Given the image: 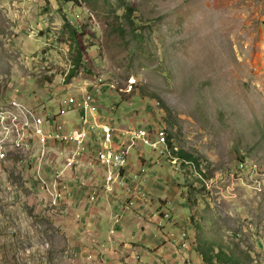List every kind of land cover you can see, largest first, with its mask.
<instances>
[{"label": "rangeland", "instance_id": "374dc122", "mask_svg": "<svg viewBox=\"0 0 264 264\" xmlns=\"http://www.w3.org/2000/svg\"><path fill=\"white\" fill-rule=\"evenodd\" d=\"M67 24L83 51L71 78ZM87 91L107 126L166 128L197 161L172 164L136 139L125 186L111 194L101 180L96 198L70 182L53 198L44 184L42 197L34 165H3L0 264H207L200 249L217 264L231 242L245 264H264V0H0V104L18 94L52 112L64 93ZM54 135L47 127L55 145ZM64 137L56 172L71 163Z\"/></svg>", "mask_w": 264, "mask_h": 264}, {"label": "built area", "instance_id": "2783aa9c", "mask_svg": "<svg viewBox=\"0 0 264 264\" xmlns=\"http://www.w3.org/2000/svg\"><path fill=\"white\" fill-rule=\"evenodd\" d=\"M86 101H94V115L86 114ZM8 103H11L9 108L3 107L7 103L0 104V169L10 165L14 170L19 168L17 171L20 173L24 168L34 165L36 174L30 186H35L42 197L43 185L47 182H54L56 192L62 196L66 183H60V175H67V183L69 177H76V186L73 187L90 189L92 198L99 194L97 184L100 185V180H103L101 184L104 192H112L114 184L117 187L124 185L129 150L135 145L136 139L146 138V145L153 150L163 147L165 137L160 128L156 129L155 134L146 133L145 127L138 129V133L111 131L107 122L99 119L98 99L93 91L80 92L78 95L64 93L63 107L52 106V112H45V103L30 105L18 94ZM57 111H64V121H57ZM71 115H76L78 121H71ZM78 124L81 125L80 129L76 127ZM83 125H90V132H83ZM47 127H55L54 137L61 138V144L65 141L64 136L72 137V145L68 151L71 163L64 172H56V162L62 155L60 146H54V140H47ZM128 134L131 138L127 137ZM110 145H117L115 159H107V148ZM161 153L167 155L165 150ZM48 157H55V166H47ZM80 159H87L85 168H78ZM45 172H52V179H45ZM27 176L24 173V178ZM134 177L136 181H143L139 173H135ZM8 189L15 193V187ZM18 190L16 189L17 192ZM129 190L133 188L130 187ZM141 190L140 188L138 193L144 198L146 192ZM46 202L43 203L44 206H47ZM162 217L168 218L169 214L160 216L159 225L162 224ZM183 235L187 236V233L183 232Z\"/></svg>", "mask_w": 264, "mask_h": 264}, {"label": "trees", "instance_id": "16d2710c", "mask_svg": "<svg viewBox=\"0 0 264 264\" xmlns=\"http://www.w3.org/2000/svg\"><path fill=\"white\" fill-rule=\"evenodd\" d=\"M67 26L69 27L70 36L73 37V39H74L73 42H74L75 47L77 49V55H76V58L74 59V66L68 74V78H71L75 74V71H76V68L78 67V65L82 62L81 59H82V52L83 51L81 48L82 44L79 42V39H78L77 30L75 28H73L72 26H70L69 24H67ZM170 139L171 138L169 137L168 142L171 144L170 146L172 147V143L170 142ZM173 152H174V155L179 156L181 159L191 160L194 162L197 161V158L193 154L188 153L182 149H179L178 151H173ZM216 244H218V243H216ZM219 247L221 250L217 253V262H218L217 264H245L246 259L244 257H242L245 255H242V254L238 255L241 251L240 252L234 251V248H236V245L234 243L231 242L230 246L228 247L232 251L231 254H227V253L223 252V248H224L223 245L219 244ZM198 250H199V248H198ZM199 251L203 254V259L207 264H215L213 262L212 258L210 256H208L207 251H205L203 249H200ZM248 258H249V256H248Z\"/></svg>", "mask_w": 264, "mask_h": 264}, {"label": "bare ground", "instance_id": "6f19581e", "mask_svg": "<svg viewBox=\"0 0 264 264\" xmlns=\"http://www.w3.org/2000/svg\"><path fill=\"white\" fill-rule=\"evenodd\" d=\"M63 98H64V94L62 95V99H61V101H58V103H63ZM92 105H94V101L92 102ZM74 119V118H73ZM108 123V122H107ZM109 127V129L111 130V131H117V129H116V127L114 126H108ZM87 129L89 130L90 129V125L89 126H87ZM153 128H146V133H153ZM126 130L124 129V130H119V132H125ZM118 132V131H117ZM118 132V133H119ZM160 132H161V134H162V136L163 137H165V135H166V133L164 132V130L163 129H160ZM131 133H138V129H135L134 131H131ZM56 139V143H55V145L54 146H60V148H62V147H64V143L62 142V144H61V138H55ZM138 140L139 141H142V142H144V144L146 145V138H138ZM136 143V142H135ZM116 147V146H115ZM67 149H69L70 150V147H67ZM163 150H165V151H167V155L169 154V148H168V146H167V139H166V137L163 139ZM108 152H109V159H115V157H116V155H117V151H115V150H113L111 147H109L108 148ZM50 158H52V157H50ZM49 157L47 158V161H48V163H52L53 162V160H49L50 159ZM244 164V163H243ZM242 164V165H243ZM78 168H85L84 166H78ZM129 172V171H128ZM129 177V179H130V176H128ZM133 177V176H132ZM131 177V178H132ZM71 177H69V181L71 182V183H74L75 184V186H76V183L75 182H73V181H76V177H74V179H70ZM101 181V180H100ZM60 182H62V183H67V178L66 179H63V180H60ZM133 182V181H132ZM131 182V183H132ZM137 182V181H136ZM50 185H54V182H48ZM130 183V184H131ZM123 186H125V185H123ZM139 186V185H138ZM114 187V186H113ZM131 187V186H130ZM144 187V186H143ZM123 188V187H122ZM129 188V187H128ZM125 191V190H124ZM44 192L45 193H48L47 191H45L44 190ZM126 192H127V190H126ZM111 193V192H110ZM132 193V192H131ZM112 194V193H111ZM105 195V194H104ZM149 197V196H148ZM51 198H53V196H51ZM141 198V197H140ZM146 199V198H145ZM172 216V215H171ZM163 218V217H162ZM186 240V239H185Z\"/></svg>", "mask_w": 264, "mask_h": 264}, {"label": "clouds", "instance_id": "9594fccd", "mask_svg": "<svg viewBox=\"0 0 264 264\" xmlns=\"http://www.w3.org/2000/svg\"><path fill=\"white\" fill-rule=\"evenodd\" d=\"M150 127V126H149ZM149 127H145V128H149ZM151 129V128H150ZM154 129V128H153ZM162 129H164V131H165V133H166V135H165V137H166V139H167V146H168V148H169V154L168 155H165L166 156V158L168 159V160H170L171 161V163L172 164H177V163H182V164H192L194 161H191V160H186V159H181L179 156H177V155H174V152L173 151H178L179 150V148L177 147V146H174L173 144H172V147L170 146L171 144L168 142V137H167V131H166V128H162ZM171 142V141H170ZM175 169H177V167H175ZM195 173L197 174V176H198V178H199V173H198V171L197 170H195ZM192 174V173H191ZM201 180V179H200Z\"/></svg>", "mask_w": 264, "mask_h": 264}, {"label": "crops", "instance_id": "0c3cea01", "mask_svg": "<svg viewBox=\"0 0 264 264\" xmlns=\"http://www.w3.org/2000/svg\"><path fill=\"white\" fill-rule=\"evenodd\" d=\"M47 175H50V174H47ZM47 175H45V179L47 178ZM66 178H67V175H63V176L61 177L60 180H63V179H66ZM69 182H70V181H69ZM60 183H61V182H60ZM70 183H71V182H70ZM71 185H72V184H71ZM46 187L48 188L47 192H48L49 194H51V196H53V195L56 193V190H55V186H54V185H52V187H51L50 184L47 183V184H46ZM53 197H54V196H53ZM144 251H145V254H146L147 258H149V257H150L149 250H148V249H145ZM129 252L132 253V255H130V256H133V255L136 254L137 251H134V250L130 249ZM139 252H141V251H138V254H140Z\"/></svg>", "mask_w": 264, "mask_h": 264}]
</instances>
